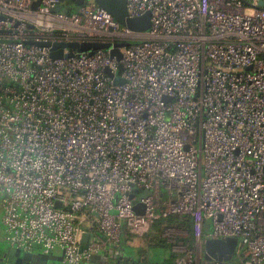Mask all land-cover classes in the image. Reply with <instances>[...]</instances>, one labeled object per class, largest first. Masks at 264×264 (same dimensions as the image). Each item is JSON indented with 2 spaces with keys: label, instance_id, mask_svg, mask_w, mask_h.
<instances>
[{
  "label": "built area",
  "instance_id": "obj_1",
  "mask_svg": "<svg viewBox=\"0 0 264 264\" xmlns=\"http://www.w3.org/2000/svg\"><path fill=\"white\" fill-rule=\"evenodd\" d=\"M83 2L0 0L1 238L86 264L189 217L173 264H264V0H125L146 31Z\"/></svg>",
  "mask_w": 264,
  "mask_h": 264
},
{
  "label": "water",
  "instance_id": "obj_2",
  "mask_svg": "<svg viewBox=\"0 0 264 264\" xmlns=\"http://www.w3.org/2000/svg\"><path fill=\"white\" fill-rule=\"evenodd\" d=\"M62 1V0H60ZM76 3L83 4V0H76ZM97 6L109 13L115 20L121 24L127 25L128 27L136 31H146L150 27V14L135 18L128 19L126 12V2L125 0H95ZM38 5V2L34 3V7ZM61 6L54 8V11H59ZM42 46H47L50 49V56L52 58H62L70 57L76 53H92L99 49H109V44L102 43H83V44H50L41 43ZM118 46H124L120 44ZM67 48L69 53L64 54L63 49ZM110 57H116L120 59V53L117 49L111 50ZM110 77L113 74L107 71ZM115 83L122 82L119 77H114ZM150 195L149 191H146L144 196ZM132 197V196H131ZM135 211L138 212V206L134 207ZM87 235L83 236V243L87 241ZM0 241L3 242V238L0 237ZM237 244L235 238H228L225 240L220 239H207L204 241L203 249L204 256L203 259L206 261H229L231 260L234 250ZM5 264H29L30 261L37 262V264H65L63 263L61 256H53L42 253H25L21 252L15 248L8 247L2 256ZM102 262L103 264H139L138 261L134 260L131 256H123L122 254L116 255L115 257L105 256H93L90 261L86 264H98Z\"/></svg>",
  "mask_w": 264,
  "mask_h": 264
},
{
  "label": "rangeland",
  "instance_id": "obj_3",
  "mask_svg": "<svg viewBox=\"0 0 264 264\" xmlns=\"http://www.w3.org/2000/svg\"><path fill=\"white\" fill-rule=\"evenodd\" d=\"M164 191V190H163ZM3 228L0 223V237L3 234ZM205 232L209 234L211 232V223L206 222ZM188 237V232L184 228H175L170 227L162 231V228L158 230L156 224H154L149 233L145 234L143 237H136L135 240L138 242L135 246H138V252L136 251L135 257L138 259L139 264H154L159 263V260H162L164 257L170 255L171 246L175 243H181L185 238ZM158 238L163 239L164 241L158 242ZM185 243V242H183ZM9 246L6 242L0 241V264H5L3 261V254ZM131 247H133L131 245ZM127 253L135 251L130 247H122V250H125ZM204 261L202 260V263ZM166 264V263H165Z\"/></svg>",
  "mask_w": 264,
  "mask_h": 264
},
{
  "label": "trees",
  "instance_id": "obj_4",
  "mask_svg": "<svg viewBox=\"0 0 264 264\" xmlns=\"http://www.w3.org/2000/svg\"><path fill=\"white\" fill-rule=\"evenodd\" d=\"M156 226L158 227V230L162 228L163 229L167 227H175V228H184L188 232V237L184 239L185 242H188L191 244L192 242V236H191V220L189 217L186 218H178L176 216H171L164 220H159L155 222ZM164 241L161 238H158V242ZM161 243V242H160ZM174 254L170 252V255L164 257L162 260H159V263L154 264H173Z\"/></svg>",
  "mask_w": 264,
  "mask_h": 264
},
{
  "label": "crops",
  "instance_id": "obj_5",
  "mask_svg": "<svg viewBox=\"0 0 264 264\" xmlns=\"http://www.w3.org/2000/svg\"><path fill=\"white\" fill-rule=\"evenodd\" d=\"M134 243H135V242H134ZM122 244H123V245H122L123 248H124V247L126 248V246H127V247H130V248H132V249H135V251H132V252H130V253H127V252H126V249H125V250H122V249H121V254H122L123 256H131L134 260L138 261V259L135 257V255L133 256V254H135L136 251L138 252L139 247L133 245L132 241H130L129 238H126L125 240H123V243H122ZM131 245H132L133 247H131ZM57 254H58V253H57ZM58 256H59V255H58Z\"/></svg>",
  "mask_w": 264,
  "mask_h": 264
},
{
  "label": "flooded vegetation",
  "instance_id": "obj_6",
  "mask_svg": "<svg viewBox=\"0 0 264 264\" xmlns=\"http://www.w3.org/2000/svg\"><path fill=\"white\" fill-rule=\"evenodd\" d=\"M29 264H37V262L30 261ZM98 264H103V263L100 262V263H98Z\"/></svg>",
  "mask_w": 264,
  "mask_h": 264
}]
</instances>
